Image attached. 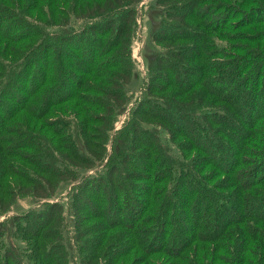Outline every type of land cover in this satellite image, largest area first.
Listing matches in <instances>:
<instances>
[{
	"label": "trees",
	"instance_id": "trees-1",
	"mask_svg": "<svg viewBox=\"0 0 264 264\" xmlns=\"http://www.w3.org/2000/svg\"><path fill=\"white\" fill-rule=\"evenodd\" d=\"M141 1L0 0V264H264V0L150 1L114 131Z\"/></svg>",
	"mask_w": 264,
	"mask_h": 264
},
{
	"label": "rangeland",
	"instance_id": "rangeland-1",
	"mask_svg": "<svg viewBox=\"0 0 264 264\" xmlns=\"http://www.w3.org/2000/svg\"><path fill=\"white\" fill-rule=\"evenodd\" d=\"M150 1L153 2V0H146V2L144 4H142L141 6L138 5V8H137L138 9V13L136 16L137 34H136L135 42L133 44L132 59L135 62V71H136V74L138 76V79H136V81L133 82V84L131 85L132 86L131 89L128 90V97L130 98V100L128 102L129 104L127 106H125L124 111L119 116L118 121L115 123L114 131L121 129L124 122H126L130 119L133 104L138 101L139 97H141V95L144 91L143 87L147 83V77L148 76H147V67L145 65V61H146L145 56L146 55L144 53V44H145V42H147L148 35L150 33L151 26H152V21L147 14L145 16H144V14H145V11L149 8L148 4ZM91 173H92V171L88 172V174H91ZM71 186H73V184L70 185V187L66 191H64L57 199L49 200V202H51V203L52 202H61V203L65 202L66 203V199H67L66 195H67V192L70 190ZM28 207H29L28 202L21 201L18 204V207L13 209V211L9 215L16 214V212L24 211ZM4 217L5 216H1L0 221L5 220ZM68 225H69V230H71L70 220H69Z\"/></svg>",
	"mask_w": 264,
	"mask_h": 264
},
{
	"label": "built area",
	"instance_id": "built-area-1",
	"mask_svg": "<svg viewBox=\"0 0 264 264\" xmlns=\"http://www.w3.org/2000/svg\"><path fill=\"white\" fill-rule=\"evenodd\" d=\"M146 2V0H143L140 4H139V6H141L142 4H144ZM138 52V51H137ZM139 58V57H138Z\"/></svg>",
	"mask_w": 264,
	"mask_h": 264
}]
</instances>
